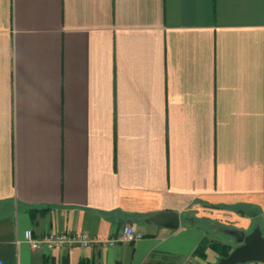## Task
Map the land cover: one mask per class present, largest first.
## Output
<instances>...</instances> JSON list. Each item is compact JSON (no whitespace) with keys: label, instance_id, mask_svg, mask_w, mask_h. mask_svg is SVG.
Listing matches in <instances>:
<instances>
[{"label":"crops","instance_id":"crops-1","mask_svg":"<svg viewBox=\"0 0 264 264\" xmlns=\"http://www.w3.org/2000/svg\"><path fill=\"white\" fill-rule=\"evenodd\" d=\"M256 224L264 0H0L4 264H215Z\"/></svg>","mask_w":264,"mask_h":264},{"label":"water","instance_id":"water-1","mask_svg":"<svg viewBox=\"0 0 264 264\" xmlns=\"http://www.w3.org/2000/svg\"><path fill=\"white\" fill-rule=\"evenodd\" d=\"M151 220L156 224L170 228L179 227V214L176 211H162L154 215ZM232 234L238 245L215 264L264 263V234L259 224H256L248 233L244 230L235 229Z\"/></svg>","mask_w":264,"mask_h":264},{"label":"built area","instance_id":"built-area-1","mask_svg":"<svg viewBox=\"0 0 264 264\" xmlns=\"http://www.w3.org/2000/svg\"><path fill=\"white\" fill-rule=\"evenodd\" d=\"M138 237L139 235L136 234L132 226H126L119 239L124 241H134ZM25 239L30 243L33 249L43 246L52 249L55 247H63L65 245L73 246L75 244H78L82 247H87L93 243H101L103 246H108L114 245L117 241L115 238L104 240L95 239L90 237V235L87 233H83L81 235H70L68 233H49L44 237L35 238L31 229H27L25 231ZM0 264H4L2 259H0Z\"/></svg>","mask_w":264,"mask_h":264},{"label":"trees","instance_id":"trees-1","mask_svg":"<svg viewBox=\"0 0 264 264\" xmlns=\"http://www.w3.org/2000/svg\"><path fill=\"white\" fill-rule=\"evenodd\" d=\"M200 246L202 249L203 248L205 249L206 247L210 246L215 250H217L221 254V256H227L233 248L231 244L223 243L221 241H209L207 239H205ZM242 264H246V263H242Z\"/></svg>","mask_w":264,"mask_h":264}]
</instances>
